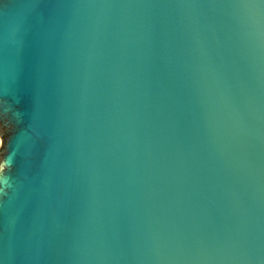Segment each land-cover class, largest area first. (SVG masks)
Instances as JSON below:
<instances>
[{
  "label": "water",
  "instance_id": "obj_1",
  "mask_svg": "<svg viewBox=\"0 0 264 264\" xmlns=\"http://www.w3.org/2000/svg\"><path fill=\"white\" fill-rule=\"evenodd\" d=\"M0 264H264V0H0Z\"/></svg>",
  "mask_w": 264,
  "mask_h": 264
}]
</instances>
